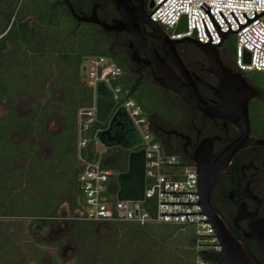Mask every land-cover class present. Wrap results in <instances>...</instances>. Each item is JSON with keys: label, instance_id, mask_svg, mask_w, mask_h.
<instances>
[{"label": "trees", "instance_id": "1", "mask_svg": "<svg viewBox=\"0 0 264 264\" xmlns=\"http://www.w3.org/2000/svg\"><path fill=\"white\" fill-rule=\"evenodd\" d=\"M68 2L76 14L88 15L90 12L92 1ZM57 5L64 7L62 13L67 14L72 22L62 20ZM111 40L99 26L76 20L64 0H0V100L8 105L5 114L0 116V154H10L11 166L15 161L24 163V169H17L6 178L12 184L17 180L18 186L22 184L20 180L27 182L23 188L30 186L33 197L41 198L42 203L37 205L33 214L26 215L40 220V223L54 222L58 208L64 204L74 216L81 208V190L77 181L81 167L79 155L85 157L87 151L77 146V112L79 108L90 106L94 95L83 77L82 64L86 57H109L121 69V75L113 83L141 106L155 140L168 151L180 154L184 161H190L181 148L162 137L165 119L171 123L169 118L178 112L172 95L140 81L134 69L129 67L128 59L112 52ZM177 48L186 49L184 45ZM243 76L249 79L248 72ZM54 91L61 93V99L52 97ZM27 97L32 99L30 108L22 116L18 114L14 100ZM55 115L60 128L49 132L47 120ZM104 127L96 121L92 131ZM133 131L136 137L128 139L126 145L132 144L137 150L141 146V137L137 130ZM20 132L37 142L47 143L48 155L39 154L36 142L15 141L13 136ZM94 142L95 139L92 144ZM128 153L129 150L124 148L114 153L109 162L114 174L126 170ZM3 190L2 195L11 194L2 197L7 201L13 190ZM96 224L80 219L69 221L71 235L79 247L76 264H89L91 249L98 257L96 264H197V258L198 264H222L220 253L205 244L195 250L194 235L190 238L189 234L179 236L181 246L170 253L161 248L163 243L170 242L177 227L186 229V226L115 222L105 233L97 234L94 231Z\"/></svg>", "mask_w": 264, "mask_h": 264}, {"label": "built area", "instance_id": "2", "mask_svg": "<svg viewBox=\"0 0 264 264\" xmlns=\"http://www.w3.org/2000/svg\"><path fill=\"white\" fill-rule=\"evenodd\" d=\"M149 18L163 28L171 40L195 39L216 45L222 59L229 58L224 43L235 40L230 66L239 72H264V0H146ZM186 19V29L175 31ZM85 80L93 89L92 104L78 109L77 146L87 156L79 155L77 181L81 190V208L76 219L94 223L132 222L140 225L169 224L193 226L195 250L202 244L221 253L215 231L198 202L196 163L186 162L180 154L168 151L154 138L151 124L141 106L126 97L113 81L121 69L106 56H89L84 60ZM103 82L112 94L115 107L123 108L131 125L141 137L145 150L144 200L117 198V174L109 167L106 155L97 151L96 86ZM91 134L95 142L92 144ZM197 264L199 259L196 260ZM202 264V263H201Z\"/></svg>", "mask_w": 264, "mask_h": 264}, {"label": "flooded vegetation", "instance_id": "3", "mask_svg": "<svg viewBox=\"0 0 264 264\" xmlns=\"http://www.w3.org/2000/svg\"><path fill=\"white\" fill-rule=\"evenodd\" d=\"M64 1L67 3V0ZM89 1H92V4L88 14L96 7L98 17L109 24L114 20H120L122 18L115 4L110 0ZM141 1L145 13L149 15V4H146V0ZM133 4L137 5V2H133ZM100 28L112 39V52L119 56L123 55L128 59L129 67L134 69L133 72L136 77L140 78V81L157 86L160 90L172 95V100L176 103L178 112L174 117L169 118L172 121L171 123H167L168 120L165 119L162 126V137L181 148L188 158L203 148V154L201 152L198 153L202 162L209 166V170H221L210 193L211 204L234 237L242 242L259 262L264 264V252L258 245L251 241V235L245 232L251 233L249 218L239 221V228L245 231L236 227L240 205H247V211H257L255 197H260L264 203V145H248L236 150L231 156H227L226 150L230 143L240 136L241 128L233 120L237 117V113L234 112V107L228 109L227 107L222 108L221 106L225 99H221L218 95L220 76L210 71V64L206 55L196 45L187 40L176 43L177 52L183 64L194 78L198 92L209 105L218 107L212 117H208L189 106L177 93L161 87L156 79L158 76L156 67L153 64H145L143 62L146 59V55L141 49H137L141 62L139 63L132 59L131 54L133 48L131 43L134 45L136 43L128 32L106 31L102 27ZM142 30L147 41L163 57L164 54L160 44L148 34L151 30L150 27L144 24L142 25ZM178 45H184L186 49L178 50ZM219 58L228 69L227 73L232 76L238 75L244 78V72L234 70L220 56ZM181 79L182 81L185 80L182 76ZM244 79L256 90L255 95L248 101L249 135L264 139V93L261 92V88L255 85L250 78ZM26 114L27 112L23 115ZM255 119L261 120L262 126L258 127L253 123ZM127 124L124 126L125 128L122 134L125 141L136 137L133 131L135 128L131 124ZM104 126L102 129L107 127V125ZM115 129L117 128L114 127L113 130ZM21 140L23 139L21 138L19 141ZM106 147L122 148L120 145ZM38 150L39 154H41L42 151L40 148ZM109 156L111 161V158H114V153L109 154ZM14 164L18 166L19 171L24 169L22 166L24 163L21 161H15ZM74 219H76L75 216L67 210L65 220L68 229L65 231V239L73 237L70 232L69 221ZM256 219H264V204H259Z\"/></svg>", "mask_w": 264, "mask_h": 264}, {"label": "water", "instance_id": "4", "mask_svg": "<svg viewBox=\"0 0 264 264\" xmlns=\"http://www.w3.org/2000/svg\"><path fill=\"white\" fill-rule=\"evenodd\" d=\"M115 4L118 12L122 16L120 20H114L111 24L101 20L97 13L96 7L88 15L76 14L73 6L67 0V5L71 14L78 21L88 22L99 25L106 31H126L134 39L136 45L131 43L133 48L132 59L136 62L139 60L138 48L141 49L146 59L145 64H153L157 71V81L161 87L177 93L191 107L202 112L208 117H212L218 107L209 105L200 95L196 87L194 78L183 64L177 49L176 43L187 40L196 45L204 55L208 58L210 71L220 76L218 95L223 100L222 108L234 107L237 117L233 119L241 128V134L238 136L226 150L227 156H231L236 150L248 145H264V139L252 137L249 135L250 123L248 116V101L255 95L256 90L247 81L236 75L232 76L227 73V68L219 58L216 45L203 44L195 39L182 38L171 40L167 37L160 26L151 21L149 15L145 13L141 0H110ZM133 2H137L134 5ZM153 3L150 1L149 7ZM148 25L150 32L148 33L161 46L164 54L162 57L158 54L156 48L144 37L142 25ZM186 29V19L176 28L175 31H183ZM181 76L184 77L182 81ZM85 77V75H83ZM243 89V90H240ZM96 120L103 125H107L105 129L98 131L96 138L101 145L111 146L120 145L122 148L129 150L127 157V168L125 171L117 174L118 191L117 198L120 200L142 201L144 200L145 190V150L139 148L134 150L132 144L126 145L122 137L124 126L131 124L127 118L123 108L115 107L112 94L108 87L99 82L96 86ZM223 97V98H222ZM127 124V125H128ZM117 128L113 130V128ZM120 133V134H119ZM119 134V135H118ZM202 150V151H201ZM199 152H195L190 159L196 163L198 173V189L200 199L198 202L201 207V213H204L212 225L215 234L220 242L222 251L220 258L222 264H262L259 262L246 246L240 242L231 231L224 225L220 216L214 210L210 193L212 187L220 174L221 170H209L198 153L203 154V148ZM258 211L259 204H264L260 197H255ZM257 211H247V205H240L236 227L239 228V221L249 218L251 233V241L258 245L264 252V219H256Z\"/></svg>", "mask_w": 264, "mask_h": 264}, {"label": "rangeland", "instance_id": "5", "mask_svg": "<svg viewBox=\"0 0 264 264\" xmlns=\"http://www.w3.org/2000/svg\"><path fill=\"white\" fill-rule=\"evenodd\" d=\"M57 9V11L60 12L59 14L62 15V20L64 19V21L69 23L72 22V19L69 18L67 14L64 16L65 14L62 13L64 12L63 6L57 5ZM83 23L91 24L88 22ZM224 46L229 55V58L225 60L230 62V58L234 57L235 40L230 39L226 41ZM7 48L9 47L7 46ZM6 50L7 49H5V51ZM82 69H84V66H82ZM248 76L255 85L261 88V92L264 93V73L248 71ZM154 88L160 90L157 86H154ZM61 96L59 91H54L52 93L54 99H61ZM31 100V97L16 98L14 100V105L16 106L18 114L23 115L28 111ZM7 109V103L4 100H0V116L4 115ZM253 123L258 127L262 126L261 120L255 119ZM46 126L49 132L57 131L60 128L58 116L49 117ZM21 138L29 142H36L38 144V149L40 148L44 157L48 155L47 143L37 142L34 138L22 132L14 135L15 141H19ZM96 147L97 151H99L102 156L107 154V162L110 161L109 154L115 153L120 148H107L101 145L99 141H97ZM105 150L107 152H105ZM104 152L105 154L103 155ZM0 155V213L4 214H0V264H76V255L79 249L78 242L73 237H68V239L64 237L65 231L68 229L65 220V215H67L68 210L67 205L64 204L58 208V217L54 222L40 223V220L26 216L33 214V210L37 209V205L42 203L41 198L33 197L30 186L23 188L24 184L27 182L23 183V181L20 180L22 184L18 186L19 182L17 180L14 181L15 184H12L10 180L6 178L11 175V173L15 172L18 166L15 164L11 166L9 164V153L1 152ZM38 165H41V163ZM4 188L13 190L12 197L9 199L12 201L8 199L5 201V199H2V197H9L11 195H2L1 192H5L4 190L2 191ZM36 198L38 200H35ZM111 224L112 223H97L94 231L97 234H103L108 230ZM186 234H189V238L191 235L195 236L194 227L191 225L186 226V229L177 227L174 233H172L171 243H163L161 248L165 249L168 253L174 249L176 250L178 245L181 246L180 238L178 237H183ZM183 247L186 248L184 245ZM88 260L89 264H96L98 261V257L94 255L93 249L88 253ZM126 264L134 263L129 262Z\"/></svg>", "mask_w": 264, "mask_h": 264}]
</instances>
